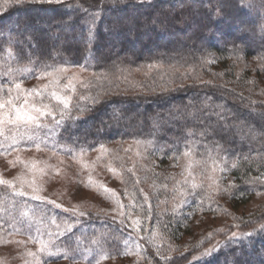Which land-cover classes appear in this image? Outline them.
Masks as SVG:
<instances>
[{"label":"trees","instance_id":"1","mask_svg":"<svg viewBox=\"0 0 264 264\" xmlns=\"http://www.w3.org/2000/svg\"><path fill=\"white\" fill-rule=\"evenodd\" d=\"M246 1L0 0V61L11 50L16 66L34 72L78 67L93 75L91 89L54 126L57 143L85 151L134 141L153 143L158 153L188 145L216 158L227 153L233 184L223 196L174 213L153 201L157 209L141 224L151 230L148 239L139 235L140 264H264V212H235L264 189V37ZM250 60L255 66L242 69ZM132 72L143 74L140 83ZM146 204L138 202L148 213ZM200 206L233 214L242 243L199 260L205 245L181 251L185 238L197 237ZM100 216L75 222L63 239L78 250H61L82 255L95 240L99 253L124 251L113 229L122 235L126 228Z\"/></svg>","mask_w":264,"mask_h":264},{"label":"rangeland","instance_id":"2","mask_svg":"<svg viewBox=\"0 0 264 264\" xmlns=\"http://www.w3.org/2000/svg\"><path fill=\"white\" fill-rule=\"evenodd\" d=\"M243 9L264 37V0H247ZM0 62V96L5 98L9 95L7 89H12L11 95L15 96V83H20L23 89L37 88L45 93L56 90L71 95L72 105L76 98L81 97V91L91 89L92 73L78 67L64 68L67 71L62 74L50 69L34 72L29 67L16 66L11 50ZM246 66L254 67L255 62L250 60L242 69ZM43 73L53 75L42 76ZM125 73L128 74V71ZM129 74L130 77L139 78L140 83L142 73ZM57 75L60 77L59 84L52 86L51 81ZM72 77H75L72 81L75 92L64 91L63 86ZM125 88L120 89L124 91ZM33 99L39 102L40 97ZM44 102L53 105L56 120L44 117L40 127H8L5 136L9 139L0 137V140H4V148H0V152L5 153L0 155V177L12 180L18 189L23 187L29 192L28 183L22 185L18 178L34 182L40 189L39 194L46 198L45 201H36L14 196L7 186L0 185V264H97L98 260L99 264H140L143 257L139 253L145 248H142L143 241L139 235L148 239L151 230L150 223L143 225L142 229L141 224L146 223V214L157 209L153 201L162 208L169 205L171 210L168 211L173 212L174 209L192 206V203L193 206L203 205L207 201L205 199L213 195L223 196L226 187L233 184L229 169L225 166L228 157L224 151L216 158L210 154L202 155L197 152V147L190 145L181 151L169 150L166 153H158L153 143L134 141H116L103 148L85 151L62 146L60 141L57 143L52 139L56 133L52 132L54 126H61L64 122L65 115L63 120L59 115L62 106L48 98ZM12 138L17 143L9 148ZM65 152H73V155ZM162 176L167 179L166 184H159L163 182ZM105 188L115 195L106 192ZM141 197L148 205V213L140 209V204L138 206ZM117 199L120 205H117ZM49 200L56 201L61 207L48 203ZM203 207L200 206L195 222L199 227L198 231L196 229L197 237H187L180 245L183 252L193 249L196 244L205 245L193 260L237 246L243 239V234L232 228L235 226L233 214H213ZM258 211L264 212V189L257 191L235 210L238 215H251ZM80 212L85 215H78ZM98 215L116 218L126 228L122 235L113 229L116 235L114 241L121 242L125 246L124 251L114 256L99 253V241L95 240H90L93 247L83 251L82 255L61 250L64 245L69 250H78L77 246H73V240L66 242L63 239L69 225L73 230L83 218ZM201 233L205 238L203 244H199ZM36 237L51 239L58 253L54 256L40 253ZM93 250L96 251L94 255ZM125 251L127 254L121 255ZM29 252L36 255L29 256ZM105 255L107 258L101 259Z\"/></svg>","mask_w":264,"mask_h":264},{"label":"snow or ice","instance_id":"3","mask_svg":"<svg viewBox=\"0 0 264 264\" xmlns=\"http://www.w3.org/2000/svg\"><path fill=\"white\" fill-rule=\"evenodd\" d=\"M58 73H64L67 69L60 68L56 70ZM43 75L52 76V73H43ZM41 78V77H38ZM59 75L55 76L51 81L52 86H56L59 84ZM75 77L69 78L68 83L63 86L64 91H71L75 92V87L72 81ZM48 86H45L47 88ZM16 95H11L12 89H7L9 93L8 97L0 96V137H4V140L9 139L5 136V130L8 127L19 129L21 127L28 128L32 127H40V121L44 117H51L53 120H56V110L54 109L53 105L49 103H45L44 99L48 98L54 100L57 105H61L62 108L59 109L60 119L63 120V117L66 111L69 109L72 96L71 95H64L61 92L53 90L49 93L41 92L37 88L33 89H23L20 83H15ZM23 95V99H22ZM34 97H40L39 102H35L33 99ZM22 99V102H20ZM31 101V102H30ZM4 140H0V148H4ZM17 141L15 138H12L11 144L8 145L11 148L15 145ZM103 147V146H101ZM5 154L4 152H0V155ZM187 155V153H186ZM27 166V165H26ZM34 167V165H33ZM21 181V184L28 183V187L31 189V192L25 191L23 187L17 188L16 184L12 180L4 179L0 177V185L7 186L14 196L19 197H29L30 199L36 201H45L46 198L41 196L40 189L35 185L34 182H25L22 177L18 178ZM106 192H110L112 195H115L112 190L106 189ZM50 204L55 205L57 208L61 207V205L57 204L54 200L47 201ZM117 205H120V201L117 199ZM74 215L76 212L74 211ZM78 215L83 216L84 213L80 212ZM72 226L69 225L67 231H71ZM36 242L39 243L40 253L46 254L48 256H54L58 253V250H54V242L49 239H41L40 237L35 238ZM127 252H122L121 255H126ZM29 256H35V253L29 252ZM107 256H102L101 259H105ZM99 264V260L97 261Z\"/></svg>","mask_w":264,"mask_h":264}]
</instances>
